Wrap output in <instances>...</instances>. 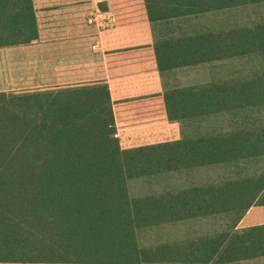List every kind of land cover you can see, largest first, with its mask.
I'll list each match as a JSON object with an SVG mask.
<instances>
[{
	"label": "trees",
	"instance_id": "trees-1",
	"mask_svg": "<svg viewBox=\"0 0 264 264\" xmlns=\"http://www.w3.org/2000/svg\"><path fill=\"white\" fill-rule=\"evenodd\" d=\"M9 3L17 8L0 15L8 23L1 46L37 39L31 0H0ZM155 4L144 0L149 21ZM149 47L158 72L233 59L258 64L122 101H113L106 80L0 90V262L209 264L211 253L196 248L221 245L229 233L153 244H143L140 233L213 215L232 216L234 225L264 197V22ZM127 113L169 122L229 114L232 122L226 130L127 147L116 136ZM204 168L227 171L200 184L130 193L131 180Z\"/></svg>",
	"mask_w": 264,
	"mask_h": 264
},
{
	"label": "crops",
	"instance_id": "crops-1",
	"mask_svg": "<svg viewBox=\"0 0 264 264\" xmlns=\"http://www.w3.org/2000/svg\"><path fill=\"white\" fill-rule=\"evenodd\" d=\"M7 5L0 6V15L16 12V6ZM150 8L156 16L152 21L147 20L144 0H31L38 38L29 43H0V90L106 80L113 101L150 95L163 91L149 86L164 72L157 71L149 45L207 31L251 28L264 22V0H156ZM115 14L120 15L119 20ZM7 24L0 18V29ZM138 46L142 48H134ZM139 80L145 82L139 91L116 94L115 87ZM7 83L15 86L6 87ZM139 102L134 101L135 107ZM127 114L117 120L116 136L123 145L121 136L126 132L169 123ZM176 226H186L183 237L170 239L176 242H203L229 233L221 245L208 243L196 248L211 253L209 264H264V197L234 225L232 216L213 215L178 222ZM232 235L237 239L227 244Z\"/></svg>",
	"mask_w": 264,
	"mask_h": 264
},
{
	"label": "rangeland",
	"instance_id": "rangeland-1",
	"mask_svg": "<svg viewBox=\"0 0 264 264\" xmlns=\"http://www.w3.org/2000/svg\"><path fill=\"white\" fill-rule=\"evenodd\" d=\"M250 64L257 65L256 61L250 63L243 60L233 59L222 62L205 63L193 68L178 69L175 72H164L158 78L152 80L153 85L149 86L151 90L159 88L161 90L177 87L189 86L198 83L208 82L211 79L228 78L239 73H245L251 67ZM248 68V69H247ZM9 78V77H7ZM124 87L117 86V95H124L130 91H139L145 82L143 80L130 81ZM14 84L7 83L6 87H13ZM139 87V88H136ZM232 118L229 114L210 117L197 121H172L153 127H146L123 134L122 141L124 145L139 144L148 141H158L162 139H171L180 134H200L211 130H226L230 128ZM262 164V163H260ZM224 170L199 169L196 171H186L170 173L165 176L138 178L129 182L130 193L133 196L143 195L150 192L161 191L165 188H179L182 186L207 182L215 176L223 175ZM227 171V169H226ZM224 171V173L226 172ZM186 226L164 225L153 229L141 231L140 240L143 244H153L160 240H170L172 237L184 236ZM0 264H21V263H3Z\"/></svg>",
	"mask_w": 264,
	"mask_h": 264
},
{
	"label": "built area",
	"instance_id": "built-area-1",
	"mask_svg": "<svg viewBox=\"0 0 264 264\" xmlns=\"http://www.w3.org/2000/svg\"><path fill=\"white\" fill-rule=\"evenodd\" d=\"M89 22H92V20H90Z\"/></svg>",
	"mask_w": 264,
	"mask_h": 264
}]
</instances>
